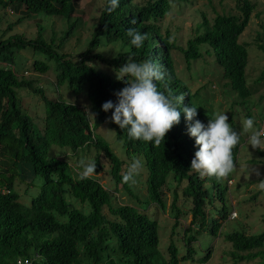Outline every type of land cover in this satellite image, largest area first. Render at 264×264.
Returning <instances> with one entry per match:
<instances>
[{
  "label": "trees",
  "instance_id": "1",
  "mask_svg": "<svg viewBox=\"0 0 264 264\" xmlns=\"http://www.w3.org/2000/svg\"><path fill=\"white\" fill-rule=\"evenodd\" d=\"M174 1L182 0L139 3L119 0V7L109 13L107 0H101L85 47L72 55L58 48L74 29L76 18L69 20V16L77 5L76 0H0V8H16L22 4V16L43 12L45 16L62 17L66 23L55 44L52 37L45 40L39 23L33 35L10 32L2 37L21 16L8 21L0 30V151L4 152L0 159L3 165L0 169V264H25L23 261L29 264H177V260H191L193 253L195 261L203 262L209 245L198 248L191 243L204 230L211 235L221 231L222 238L230 244L225 254L233 263L254 260L253 264H264V227L247 232L243 224L236 222L231 229L220 230L219 218H224L227 211L224 182L215 177L201 178L190 169L198 146L187 132L189 122L183 108L197 106L195 91L190 92L185 81L178 77L172 54L177 49L188 63L199 58L200 45L205 43V49L212 52L214 61L220 65L225 84L241 102H246L249 89L244 73L248 51L237 36L254 4L251 0H235L236 12L216 11L209 18L202 12L184 46H178L169 38L168 31L160 28L159 22ZM132 20L136 23H130ZM129 28L147 34L142 47L131 45ZM113 42L121 47L115 55L107 56L96 50ZM256 45L264 51V42ZM24 51L34 55L32 69L46 72L52 66L53 88L63 85L74 94L84 90L95 118L93 115L90 118L80 104L59 95L47 97L31 77L17 75L21 67L18 57ZM93 59L104 63L110 71L95 66ZM129 60L157 64L164 73V79L156 81L158 90L169 96H184L183 103L177 105L180 123L173 126L160 145L131 139L127 129H120L107 120L112 110H102L104 102H118L115 93L125 87V81L117 79V73ZM24 88L40 98L39 118L35 119L19 101V91ZM197 113L194 119L205 124L214 117L202 106H197ZM102 121L113 129L114 138L120 142L123 149L120 157L93 131ZM88 148L93 150L91 157L96 168L101 167L99 154L108 160L113 189L105 188L96 176L78 179L83 170L80 162L85 158L81 155L77 163L73 160ZM237 148L238 145L234 160ZM134 159H140L143 164L136 176L144 188L140 198L122 180L127 163ZM169 175L176 183L170 206L173 207L174 191L179 188L176 185L184 181L179 191L189 199L192 222L197 221L196 227L188 225L183 229L180 257L172 241L164 248L166 257L158 250L157 220L152 212L154 205L162 204L161 189ZM207 179L209 187L205 185ZM18 183L23 185L21 192L15 187ZM117 184L136 206L113 200ZM208 196L210 203L218 201L219 205L214 208L220 216L208 215L203 210Z\"/></svg>",
  "mask_w": 264,
  "mask_h": 264
},
{
  "label": "rangeland",
  "instance_id": "2",
  "mask_svg": "<svg viewBox=\"0 0 264 264\" xmlns=\"http://www.w3.org/2000/svg\"><path fill=\"white\" fill-rule=\"evenodd\" d=\"M101 0H76L77 5L69 20L76 18L72 33L64 37L62 44L58 48L62 52L72 55L82 51L89 37L90 29L95 21V14L98 12ZM135 2H143V0H134ZM254 7L248 16L247 22L242 31L238 34V41L244 42L248 51L247 63L245 66V83L249 89V97L246 102L241 99L225 84V79L220 76L221 68L214 59L212 52L207 51L206 44L202 43L201 55L195 60L185 63L182 54L177 50H172L175 67L179 78L185 81L190 92L195 91L194 100L197 106L212 113H225L229 117V123L237 132L242 133L240 143L236 152V168L234 172L224 182L225 189L223 194L226 198L224 204L226 215L219 218L220 230H229L233 227V223L243 224L247 232L261 230L264 227V190L259 188V184L264 180V154L258 149H252L248 144V135L243 133V121L249 117L253 118L254 128L259 129L261 115L264 113V51L256 44L264 42V0H251ZM23 5L19 4L16 8L7 6L0 8V30L8 21L14 20L17 16H21L20 21L13 25L8 32H4L5 37L10 32H20L23 35H33L36 29V23L42 25L41 34L48 40L52 37L53 43L58 41L59 35L65 27V20L58 16H45L43 12L29 13L28 15H20ZM236 12L235 0H182L174 1L170 6L167 14L160 18V28L168 31L169 38L176 45L184 46L186 38L192 34L194 24L200 19L203 12L206 17H210L214 12ZM96 50L104 53V55L112 56L121 50L119 43L113 42L109 45L97 47ZM33 54L24 51L18 57L21 67L16 72L17 75L23 77H31L35 85L41 87L44 95L54 98L59 95L61 98L80 104L88 116L91 118L93 110L86 99L84 90L74 94L67 90L63 85L53 88V69L52 66L45 72H38L31 68V59ZM37 56V55H35ZM95 66L110 69L98 60L91 61ZM52 65L51 62H49ZM19 101L25 110L33 114L34 118H39L41 113V101L36 93H32L28 88L20 89ZM39 122V121H38ZM112 128L106 122H100L94 128L107 142L112 151L120 157L123 153L120 142L113 136ZM92 148L85 149L78 153L77 158L73 160L78 162V157L83 156L85 163L94 159ZM4 157V152L0 151V159ZM100 168H96L93 176L109 190L113 189V182L110 179L108 171V160L98 155ZM129 161V160H127ZM71 165L72 161L70 160ZM132 162L127 163V168ZM3 168L0 161V169ZM127 170V169H126ZM141 175H144L143 173ZM135 177V183L129 182L132 192L138 198L142 196L143 184ZM141 179V178H140ZM209 179L205 181V185L209 187ZM175 181L171 175L167 177L165 185L161 189V206L154 205L153 215L157 220L158 232V250L166 257L164 248L172 241L178 248L177 257L183 253V229L188 225L196 227L197 221L192 222V213H190V202L188 198L182 197L179 189L184 185V181L177 184L179 187L174 191L173 207L170 206L172 199V189L175 187ZM18 192L23 189L22 183L15 184ZM113 192V200L116 203H129L134 206L137 204L132 198L128 197L120 184L116 185ZM207 202L202 205L203 210L208 215L218 217L219 213L214 208L218 206V201L211 200L207 197ZM210 203V204H209ZM177 209V211L175 210ZM220 216V215H219ZM197 217L194 219L196 220ZM209 221V218L207 217ZM205 231V230H204ZM202 231L196 235L195 240L191 243L195 247L204 248V244H208L207 255L203 262L194 260L196 254H192V259L177 260V264H253L254 260L233 263L225 251L229 249L230 244L222 238L220 232L215 235L205 234ZM206 252V250L204 251ZM202 252L201 254H203Z\"/></svg>",
  "mask_w": 264,
  "mask_h": 264
},
{
  "label": "clouds",
  "instance_id": "3",
  "mask_svg": "<svg viewBox=\"0 0 264 264\" xmlns=\"http://www.w3.org/2000/svg\"><path fill=\"white\" fill-rule=\"evenodd\" d=\"M117 7L119 0H107L106 10L109 13ZM130 23L135 24L136 21L132 20ZM127 35L131 37V45L136 48L142 47L147 38L146 33H141L136 28H129ZM117 79L124 80L125 87L115 93L117 103L108 100L102 104L104 112L112 110L107 120L117 124L120 129H127L131 139L160 145L173 126L180 123L181 112L177 105L183 103L184 96H169L158 90L156 81L164 79V73L160 66L152 61L143 63L127 61L119 68ZM183 112L186 121L189 122L187 132L190 137L195 138V145L198 146L191 160L190 169L201 178L215 177L217 180L228 178L236 168L233 153L240 143L242 133L233 129L225 113L214 114V117L205 124L199 119H194L198 115L197 106H186ZM92 115L95 118V114ZM254 123L251 117L245 119L243 133L249 134L248 144L252 149L264 151V128L256 129ZM80 163L83 170L79 173L78 179H91L96 172V162L93 160ZM142 166L140 159H134L123 173V182L134 184ZM259 188L264 190V180L260 182Z\"/></svg>",
  "mask_w": 264,
  "mask_h": 264
},
{
  "label": "built area",
  "instance_id": "4",
  "mask_svg": "<svg viewBox=\"0 0 264 264\" xmlns=\"http://www.w3.org/2000/svg\"><path fill=\"white\" fill-rule=\"evenodd\" d=\"M260 128H264V119H262L261 118V123H260V127H259V129ZM16 262H18V259L16 260ZM25 264H26V262L25 261H23Z\"/></svg>",
  "mask_w": 264,
  "mask_h": 264
}]
</instances>
